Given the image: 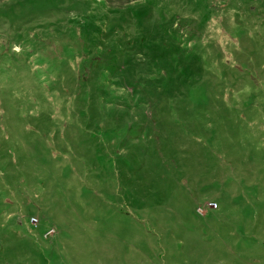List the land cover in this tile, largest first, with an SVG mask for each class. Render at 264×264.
Returning <instances> with one entry per match:
<instances>
[{
  "label": "rangeland",
  "instance_id": "1",
  "mask_svg": "<svg viewBox=\"0 0 264 264\" xmlns=\"http://www.w3.org/2000/svg\"><path fill=\"white\" fill-rule=\"evenodd\" d=\"M0 264H264V0H0Z\"/></svg>",
  "mask_w": 264,
  "mask_h": 264
}]
</instances>
